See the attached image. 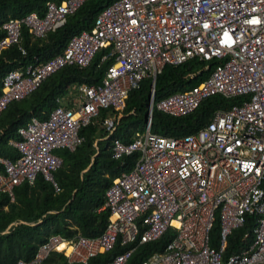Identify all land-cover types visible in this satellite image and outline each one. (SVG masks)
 Masks as SVG:
<instances>
[{
	"label": "built area",
	"instance_id": "built-area-1",
	"mask_svg": "<svg viewBox=\"0 0 264 264\" xmlns=\"http://www.w3.org/2000/svg\"><path fill=\"white\" fill-rule=\"evenodd\" d=\"M85 0L46 1L42 16L29 12L3 22L0 51L19 46L20 29L43 39L61 27ZM100 61L113 57L98 83L70 87L67 98L45 118L34 116L8 139L14 160L0 157V192L13 198L22 182L36 175L60 191L53 172L61 158L54 151H73L82 141L80 127L109 109L100 121L110 141V156L137 153L132 167L114 177L104 190L108 210L102 231L92 237L50 235L33 257L9 264H39L51 252L69 264H87L116 244L123 247L106 264H127L138 245L158 240L167 230L164 247L139 264H264V0H114L104 6L89 29L72 35L62 51L44 62L9 70L1 79L0 112L7 104L35 90L56 70L88 65L100 50ZM217 60L196 85L171 93L152 106L170 116L191 113L212 95L242 97L239 104L215 110L193 133L162 136L144 130L129 142L110 137L125 99L146 77L154 80L164 65L189 59ZM65 101L62 103L61 101ZM254 218L243 233L242 248L225 255L231 231ZM218 224L215 244L211 230ZM250 235V236H249Z\"/></svg>",
	"mask_w": 264,
	"mask_h": 264
},
{
	"label": "trees",
	"instance_id": "trees-1",
	"mask_svg": "<svg viewBox=\"0 0 264 264\" xmlns=\"http://www.w3.org/2000/svg\"><path fill=\"white\" fill-rule=\"evenodd\" d=\"M46 1L60 0H0V26L10 18H19L29 12L42 16ZM114 0H85L65 23L49 32L43 39L33 38L24 26L20 29L19 46L0 51L1 79L16 67H24L35 61L44 62L62 51L68 39L81 30L89 29L96 14ZM4 35L0 29V38ZM107 50L98 51L87 66L79 68L67 65L46 77L30 94L14 100L0 112V157L14 160L18 153L7 144V140L19 139L17 128L34 116L45 118L57 105V98L65 97L72 85L95 84L103 75L105 68L113 62V57L100 61ZM217 60L208 61L189 59L177 65H164L161 71L151 78H143L137 88L130 90L125 99L118 123L110 137L126 143L135 132L144 130L148 115L150 96L152 102L177 91L186 90L209 73ZM152 91V93H151ZM242 97L224 98L212 95L203 99L189 114L170 116L152 106L149 118V131L162 136L190 134L202 127L215 110H226L239 104ZM112 115L109 109H101L99 115L78 130L82 141L73 151L56 149L54 153L61 158L60 166L53 172L60 191L55 193L50 183L40 175L32 185L22 182L12 189L13 198L0 192V264H9L17 259L30 260L37 247L53 234L71 238L76 234L92 237L104 228L108 210L102 208L104 190L112 179L121 172L128 171L137 158V153L113 159L110 156V141L100 126V121ZM3 165L0 163V173ZM264 186V183H263ZM254 225V218L247 217L244 224L231 231L226 243L225 255L242 248L240 238ZM218 234L215 222L211 230V244L214 245ZM250 236V235H249ZM171 237L167 230L158 240L138 245L127 264H139L149 254L161 250ZM123 247L116 244L105 254L90 258L87 264H106ZM39 264H69L59 252H51Z\"/></svg>",
	"mask_w": 264,
	"mask_h": 264
},
{
	"label": "crops",
	"instance_id": "crops-1",
	"mask_svg": "<svg viewBox=\"0 0 264 264\" xmlns=\"http://www.w3.org/2000/svg\"><path fill=\"white\" fill-rule=\"evenodd\" d=\"M69 96H71L70 95V92H68V94L65 96V97H63V98H67V97H69ZM61 98V97H60ZM66 101V100H65ZM65 101L63 100V101H61L62 103H65ZM104 138H106V137H103L102 139H104Z\"/></svg>",
	"mask_w": 264,
	"mask_h": 264
},
{
	"label": "water",
	"instance_id": "water-1",
	"mask_svg": "<svg viewBox=\"0 0 264 264\" xmlns=\"http://www.w3.org/2000/svg\"><path fill=\"white\" fill-rule=\"evenodd\" d=\"M151 93H152V91H151ZM150 100H151V96H150ZM149 118H150V115H149V117H148V120H149Z\"/></svg>",
	"mask_w": 264,
	"mask_h": 264
}]
</instances>
